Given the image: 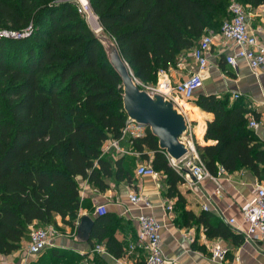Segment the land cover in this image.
<instances>
[{"label":"trees","instance_id":"trees-1","mask_svg":"<svg viewBox=\"0 0 264 264\" xmlns=\"http://www.w3.org/2000/svg\"><path fill=\"white\" fill-rule=\"evenodd\" d=\"M89 1L134 77L149 84L157 83L159 72L175 67L181 53L208 32L220 31L232 0ZM3 28L17 33L31 28L28 37L17 41L0 37V254L8 255L29 239L31 225L57 228L59 215L77 227L86 204L79 179L100 191L110 181L131 185L137 162L102 153L107 140L121 137L127 120L123 81L76 7L60 0H0ZM221 68L226 70L224 63ZM194 102L214 114L205 139L215 143L196 144L209 172L217 176L221 170L246 169L263 180L264 141L249 127L250 114L258 121L259 114L240 98L231 101L228 93L201 94ZM129 141L141 159L164 175L166 195L184 204L179 185L185 171L172 164L150 128ZM184 214L188 224L202 225L208 238L244 242L209 211L197 215L185 209ZM115 221L108 211L98 216L90 241L120 258L125 247L111 228ZM36 264L51 263L42 255Z\"/></svg>","mask_w":264,"mask_h":264},{"label":"crops","instance_id":"crops-1","mask_svg":"<svg viewBox=\"0 0 264 264\" xmlns=\"http://www.w3.org/2000/svg\"><path fill=\"white\" fill-rule=\"evenodd\" d=\"M250 13L249 23L253 31L261 41H264V4L254 7L247 5ZM226 44L218 42L212 46L211 68L206 75L205 83L192 100L185 101V113L192 122V137L183 139L191 140L200 145H211L215 141L205 139L208 122L213 120L214 114L202 110L194 102V99L201 94L228 93L231 101L241 99L251 112L259 114L260 127L256 133L264 141V68L254 72L244 60H240L238 67L234 68L226 62ZM225 49V50H224ZM237 48L228 42V54L233 53ZM192 49L181 53L176 66L167 71L168 78L172 82H179L189 76L190 72L197 70L198 65L192 56ZM225 64L226 70L221 68ZM238 93L240 96L235 98ZM250 114V118H252ZM124 153H118L117 158L130 156L136 158V167L139 163L145 162L137 152L132 149L128 139L121 141ZM152 156V152H149ZM136 168L134 169V171ZM264 177V175H263ZM221 186L220 193H217L216 184L210 180H204L196 185L185 182L179 185V189L185 198V203H179L177 197H168L167 184L164 175L159 180L151 177H140L135 173V181L128 184L125 181H110V187L100 191L86 180L80 181L81 202L86 203L85 208L80 212L84 215L96 218L101 214L96 213L99 204H105L107 211L116 217L115 223L111 226L115 237L124 243V254L122 257H115L109 252L96 251L94 242L90 240H76L77 227L68 225L57 216V228L62 232L55 238L54 245L49 246L39 256L27 253L28 240H23L22 247L8 255L0 254V264H36L42 255L47 256L51 264H147V253L143 248L138 247L131 251L130 245L137 241L138 221L141 214L154 216L162 225V249L167 260L171 264H220L211 258L209 245L215 239L208 238L202 225L190 220L189 224L184 210H190L197 215L206 210L215 215L218 219L227 223L231 229L233 226L228 220L235 218L241 227V236L244 242L238 244L231 239L218 238L228 248L226 264H264V241H245L244 232L247 224L243 221L241 207L254 196L256 186L263 182L252 172L241 169L233 173L222 172L218 176ZM136 192L148 197L152 207L134 205L129 194ZM169 204L174 205L169 212L166 208ZM205 206L208 208L205 209ZM79 217V218H80ZM233 231H235L233 229ZM244 231V232H243ZM52 250L56 254L52 255Z\"/></svg>","mask_w":264,"mask_h":264},{"label":"built area","instance_id":"built-area-1","mask_svg":"<svg viewBox=\"0 0 264 264\" xmlns=\"http://www.w3.org/2000/svg\"><path fill=\"white\" fill-rule=\"evenodd\" d=\"M73 1L81 4L84 9L90 13V19L92 16L95 17L100 25L99 29L103 28L99 22L98 16L92 10L89 0ZM229 13V19L224 21L219 32H208L193 48L192 56L197 62V70L190 72L188 77L175 83L168 78L166 70H161L159 72L157 84L143 89L150 94L158 93L163 95L166 99H169L174 103L179 112L185 115L188 129L183 136V139H186L187 136L192 137L193 129V124L187 118L184 111L185 101L192 100L195 94L203 88L206 75L212 66L210 59L212 55V46L214 44L218 42L226 44V62L234 68L238 67L240 60L246 61L254 72L264 68V41H261L251 28L248 7L236 0H232L229 5ZM30 32L31 28H28L19 34V36L25 37L29 35ZM8 34L10 33L5 35ZM12 34H14V32ZM228 42L231 43V45H235L237 48L230 54H228ZM239 96L238 93L234 95L235 98H238ZM260 124V121L254 117L249 121V127L254 130L258 129ZM147 132V125L139 123L127 116L121 137L119 139L107 140L102 147V153L103 155L112 153L115 156L118 153H124L125 151L121 146V141L125 139L131 140L142 138ZM187 145L189 149L188 155L180 161H174L170 158L172 164L178 170L185 171V179H187L190 184L196 185L197 183L210 179L217 186L216 192L220 193L221 186L219 184L218 176L224 171L221 170L217 176L212 175L200 159L195 143L188 140ZM135 173L137 176L151 177L154 180H159L163 176V174L157 171L149 162L139 163L136 167ZM82 196H80L81 200H83ZM129 198L134 205H142L143 207L148 208L152 207L150 199L144 195L132 192L129 194ZM166 208L169 212L173 210L172 204H169ZM207 208L208 207L205 206V209ZM106 212L107 207L105 204L97 205V214L102 215ZM241 212L244 223L248 225L245 232L243 231L245 241L247 242L256 239L264 241V182H261L256 186L254 196L241 207ZM137 221L138 237L137 241L130 245V250H136L138 247L143 248L147 253V264H171L172 261L167 260L163 253L161 234L162 225L159 220L154 216L141 214L137 217ZM228 223L233 226L235 232L242 234L241 227L237 224L235 218L229 219ZM58 235L56 228L53 226L37 227L31 225L27 253L33 256H39L49 246L54 245L55 238ZM209 249L211 252V258L214 261H218L220 264H226L228 248L223 243L220 241H214L209 245ZM95 250L107 252L105 246L102 244H98Z\"/></svg>","mask_w":264,"mask_h":264},{"label":"water","instance_id":"water-1","mask_svg":"<svg viewBox=\"0 0 264 264\" xmlns=\"http://www.w3.org/2000/svg\"><path fill=\"white\" fill-rule=\"evenodd\" d=\"M110 60L123 81L124 108L127 116L147 125L158 138L159 147L169 158L180 161L188 153L183 141L187 132V120L174 103L161 94H150L140 88L128 63L116 47L108 52ZM95 220L84 215L77 224L76 240H90Z\"/></svg>","mask_w":264,"mask_h":264},{"label":"rangeland","instance_id":"rangeland-1","mask_svg":"<svg viewBox=\"0 0 264 264\" xmlns=\"http://www.w3.org/2000/svg\"><path fill=\"white\" fill-rule=\"evenodd\" d=\"M62 2H68V3L73 4L76 7L78 13L84 18L86 23L91 27V29L96 33V35H98L100 37V39H101V41H102V43L104 45L105 50L107 52L113 51V49L115 48V43L112 40V38L108 34H106V32H105V30L103 28H101V30H102L101 32H98V29H95L93 27V25L91 23L90 15H89L90 13L87 10H85L84 7L81 4H79V3H77V2H75L73 0H63ZM13 32H14L13 30H10V29H7V28L0 29V37L1 38H8V39L11 38V39H14V41H17L15 39L20 40V39L26 38V37H28L30 35L29 34V35H27L25 37H20L19 34H21V33L14 32V34H12ZM7 33H10V34L5 35ZM137 84L140 86V88L145 89V88H148V87L155 86L157 83L144 84V83H141V82L137 81ZM110 154H112V153H110ZM37 226L43 227V225H37ZM56 230H57V233L59 235H61L62 232H63V231L59 230L58 228H56Z\"/></svg>","mask_w":264,"mask_h":264},{"label":"bare ground","instance_id":"bare-ground-1","mask_svg":"<svg viewBox=\"0 0 264 264\" xmlns=\"http://www.w3.org/2000/svg\"><path fill=\"white\" fill-rule=\"evenodd\" d=\"M90 15V14H89ZM91 23H92V25H93V27L95 28V29H98V32H101L102 30L101 29H99L100 28V25H99V23H98V21L95 19V17H93L92 16V18H91Z\"/></svg>","mask_w":264,"mask_h":264}]
</instances>
